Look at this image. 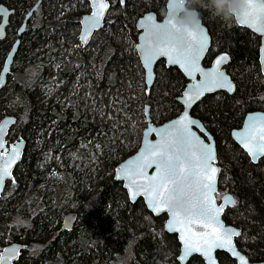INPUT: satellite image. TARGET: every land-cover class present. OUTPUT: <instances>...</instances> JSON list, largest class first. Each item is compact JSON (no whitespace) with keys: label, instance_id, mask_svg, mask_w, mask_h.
I'll use <instances>...</instances> for the list:
<instances>
[{"label":"trees","instance_id":"trees-1","mask_svg":"<svg viewBox=\"0 0 264 264\" xmlns=\"http://www.w3.org/2000/svg\"><path fill=\"white\" fill-rule=\"evenodd\" d=\"M37 1L0 0L14 9L0 40V73ZM110 1L107 23L84 46L81 18L89 1L41 0L0 90V118L15 115L10 135L26 139L15 178L0 197V246L24 243L18 264H181L180 242L165 230L166 216L154 215L142 199L131 202L114 177L117 164L140 145L146 105L156 123L182 110L177 97L187 83L184 74L160 61L148 89L136 49V20L150 9L164 14L166 0ZM194 6L213 36L205 64L228 51L236 90L207 94L193 113L216 138L220 189L236 197L224 218L242 229L237 244L250 260H264V157L253 162L231 136L248 111L264 110L260 36ZM53 171L60 177L52 178ZM68 196L80 203L83 219L66 229ZM218 255L222 264L235 262L227 252ZM187 264L205 262L194 255Z\"/></svg>","mask_w":264,"mask_h":264},{"label":"snow or ice","instance_id":"snow-or-ice-1","mask_svg":"<svg viewBox=\"0 0 264 264\" xmlns=\"http://www.w3.org/2000/svg\"><path fill=\"white\" fill-rule=\"evenodd\" d=\"M123 3V0H121ZM207 0H205V3ZM106 2L98 5L99 11H94L95 23L99 24ZM183 0H170L168 18L164 23H157L152 15L146 19L147 33L142 39L141 47L144 53V65L148 69V80H152V63L159 56H167L170 63L179 64L185 73L195 78L196 73L203 77L196 85L195 94L185 92L186 103L191 106L193 99H199L206 91L214 88L230 87L228 79L220 71V64L228 59L222 55L216 61V67L205 71L199 66V60L207 46V35L201 25L194 30L177 27L172 19L173 13L182 11ZM216 15L215 13H213ZM0 15L7 23V10L0 7ZM31 15V13H29ZM264 0H248L246 8L236 20L247 24L256 31L264 32ZM87 43V36L81 37ZM7 69H5L6 71ZM198 125L185 112L179 120L173 122L174 131L164 133V139L159 144H149L140 154V162L136 171L126 170V174L135 185L139 194L145 195L149 206L157 213L168 211L171 221L170 230L180 233L183 242V260L193 252H201L215 264L212 252L216 248L228 247L234 256H239L242 264H247L245 257L232 250V237L240 233L225 228L220 222L223 205L217 207L212 193L215 191L214 181L219 169L214 167V150L212 146L203 144L192 131V126ZM155 131V129H153ZM243 147L249 154L264 155V122H253L241 134ZM0 147H3L0 142ZM18 158L15 148L13 156L0 168V185L5 176H9L11 164ZM155 167V172L148 175L147 169ZM137 192H133V198Z\"/></svg>","mask_w":264,"mask_h":264},{"label":"water","instance_id":"water-1","mask_svg":"<svg viewBox=\"0 0 264 264\" xmlns=\"http://www.w3.org/2000/svg\"><path fill=\"white\" fill-rule=\"evenodd\" d=\"M90 3V10L86 13L83 14L81 18V33H80V41L84 46L88 45L89 42L91 41L94 33L101 28L104 27V25L108 21V14L111 9V1L110 0H88ZM41 0H38L37 3L33 6V8L26 14V17L24 19L23 24L20 26L18 30V36L15 39L11 49L9 50L6 59L4 61L3 68L0 73V90L6 85L7 80H8V75L11 71V67L14 61V58L16 56L19 44H20V36L24 33L26 30V26L28 23L29 18L31 17L33 11L36 9V7L40 4ZM101 2H106L108 7L107 9L103 10L104 14L103 17L100 19L99 24L95 23L96 17L93 16L94 11H99L100 9L98 8L99 3ZM125 2V0H123ZM169 3L170 0H167L166 3V14L168 15V10H169ZM0 7H3L7 10V23H3V20L5 19L3 15H0V40L5 39L7 36V27L10 23V17L11 14L14 12L13 8L8 7L5 4H1ZM31 13V15H29ZM166 14L163 17H159L158 13L151 9L143 13L141 16L138 17L136 20V27L139 31L137 43H136V49L141 61V64L145 70V81L147 84L148 89L151 88L152 84L154 83L156 79V66L157 63L161 60H164L167 67L174 66L177 67L185 76L187 79V83L180 93V95L177 97L178 101L182 104V110L176 115L173 116L165 121H162L160 123H156L153 121L151 113H150V106L146 105V110H145V115H146V126L143 130L142 134V139L140 142L139 147L134 151L132 154L128 155L125 157L121 162H119L115 168V174L114 177L116 180H119L123 183L124 188L126 189L128 193V197L131 200V202L135 203L139 199H142L147 208L156 216L160 215H166L165 219V230L169 233H177L178 239L181 243L180 246V253L177 257L178 261L181 264H187L189 260L192 258L194 255H199L203 258L205 264H209V260L206 256H204L201 252H193L189 256L185 257L183 260L180 259V257L183 255V242L180 239V233L177 231L170 230L168 225L171 221V215L168 211H161L157 213L156 211L153 210L152 207L149 206L148 199L145 195L139 194L137 189L135 188V185L132 184L131 179L129 176L126 174V170L130 172H135L137 164L140 162V154L142 151L146 150V146L149 144H159L162 139H164V133H167L169 131H174L173 127V122L177 121L180 119V117L187 112L188 116L190 119H194L198 122L199 126L193 125L192 126V131L196 134V137L199 138L200 141L203 142L205 145H210L212 146L214 150V167L218 168L219 171L215 176V181H214V187L215 191L212 193L216 206L219 207L223 205V211L220 214V222L225 226V228H231L241 234L242 229L239 228L238 226L228 223L225 218H224V213L227 207L234 206L236 203V197L232 192H226L221 195L220 198H218L217 193L219 192V183H220V173H221V165L219 163V155H218V147H217V141L214 136V134L209 130V128L205 125L203 120L196 116L193 113L194 108L196 105L203 100V98L210 93L217 92L219 90H225L229 93H233L236 90V83L230 73L227 70V65L231 61V55L228 51L224 50L222 52L217 53L213 58L210 64H205V59L210 51V48L212 46L213 42V36L206 25V23L203 21L201 17V27L204 29L206 35H207V46L205 48V51L203 55L201 56L199 60V66L204 69L206 72L212 70L213 68L216 67V61L218 58H220L222 55H226L228 59L220 64V71L223 72L224 76L227 77L228 83L230 87H225V88H214L211 91H206L202 96L199 97V99H193L191 106H189L186 101L188 97L184 95L185 92H188L190 94H195L196 88L195 85L203 79L202 75L200 73H196L195 78L188 76L183 68L179 64H173L170 63L168 60L167 56H159L156 58L155 61L152 63V80H148V69L144 65V60H143V50L141 47L144 45V40L142 37H144L147 33V26H148V21L147 17L149 15H152L155 18V21L157 23H164L166 20ZM236 23L240 26L247 27L256 34L260 36V47H259V62H260V68L262 73L264 74V32L262 31H256L254 28L249 27L247 24H241L237 20H235ZM261 23H264V18H262ZM82 36H87V43H84L81 39ZM5 69H7L5 71ZM17 121V118L13 114H5L3 117L0 118V142H2L3 147H0V168H2L9 160H11L13 156V148H15L16 153H18V158L15 160L14 163L11 164L10 167V175L5 176L3 179L2 185H0V197L5 191V188L7 186V183L9 180H14L15 178V170L17 166L20 164V162L23 159L24 152H25V147H26V139L24 137H19L14 140H10V132L11 129L14 127L15 123ZM261 123L264 122V110L261 109H255L248 111L247 114L244 117V120L242 124L239 127H234L231 131V136L234 138V140L248 153L249 157L253 162H258L264 155H256L253 156L249 154V152L243 147V134L249 126L253 123ZM155 129V131H153ZM161 130H164V133L161 132ZM148 175H152L155 172V167L153 166L152 168H149L146 170ZM133 192H137L135 197L133 198ZM78 214L75 211L72 212H67L66 215L64 216L63 219V225L62 228H72L75 224V221L77 219ZM240 236V235H239ZM237 238L238 236H233L232 237V250L237 252L239 255H242L245 257V260L247 264H264V260H250L248 255L242 251L238 244H237ZM25 244L20 242V241H13L10 242L6 245L3 246L2 251L0 252V264H18V259L20 257V254L22 253L23 249L25 248ZM227 252L234 260L235 262L233 264H242V262L239 259V256H234L232 254V251L229 250L228 247L225 248H216L212 252V257L215 262V264H222L219 258V252Z\"/></svg>","mask_w":264,"mask_h":264},{"label":"clouds","instance_id":"clouds-1","mask_svg":"<svg viewBox=\"0 0 264 264\" xmlns=\"http://www.w3.org/2000/svg\"><path fill=\"white\" fill-rule=\"evenodd\" d=\"M248 0H183V9L179 13H173L172 19L177 27L194 30L201 24V13L194 6L199 4L214 12L223 20H236L237 16L246 8ZM168 15L166 14V19Z\"/></svg>","mask_w":264,"mask_h":264},{"label":"rangeland","instance_id":"rangeland-1","mask_svg":"<svg viewBox=\"0 0 264 264\" xmlns=\"http://www.w3.org/2000/svg\"><path fill=\"white\" fill-rule=\"evenodd\" d=\"M222 51H224V50H221V51H219V52H222ZM218 52V53H219ZM217 54V53H216ZM261 110H263V109H261ZM176 116V115H175ZM10 137V140H14V139H16V138H19V136H16V137H11V135L9 136ZM50 162H52V160L50 159ZM49 162V163H50ZM59 164V162L58 161H56V165H58ZM52 174V178H59L60 177V174L59 173H57V171H53V172H51L49 175H51ZM219 187H220V184H219ZM229 190H227V189H220L219 188V192H218V194H217V196H218V198H220L221 197V195L222 194H224V193H226V192H228ZM230 192V191H229ZM68 198H69V200L68 201H66V206H69L68 207V209L64 212V214H63V217H62V225H63V219H64V216L66 215V213L67 212H72V211H75L77 214H78V211H79V208H80V203H78V201L75 199V197H69L68 196ZM80 219H83L82 217H77V219H76V221H75V224H74V227H76V226H80L79 225V222L81 221ZM33 246H36V245H33ZM33 246H31V247H33ZM2 249H3V246H0V252L2 251ZM179 255V254H178Z\"/></svg>","mask_w":264,"mask_h":264},{"label":"flooded vegetation","instance_id":"flooded-vegetation-1","mask_svg":"<svg viewBox=\"0 0 264 264\" xmlns=\"http://www.w3.org/2000/svg\"><path fill=\"white\" fill-rule=\"evenodd\" d=\"M126 1V0H125ZM166 3H167V0H166ZM151 10V9H150ZM154 10V9H153ZM156 11V10H155ZM157 12V11H156ZM145 13V12H144ZM166 14V10H165V12H164V14H162V15H159V17L161 18V17H163L164 15ZM1 20V19H0ZM28 24V23H27ZM27 27V26H26ZM82 43V42H81ZM161 61H164V60H161ZM160 62V61H159ZM164 63H165V61H164ZM165 65H166V63H165ZM167 66V65H166ZM11 72V71H10ZM166 216V215H165ZM166 219V218H165ZM165 228V227H164ZM171 234H176V236H177V233H171ZM177 239H178V236H177ZM178 241H179V239H178ZM180 242V241H179ZM180 246H181V243H180Z\"/></svg>","mask_w":264,"mask_h":264}]
</instances>
